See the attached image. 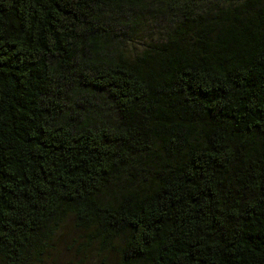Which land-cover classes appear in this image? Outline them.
<instances>
[{
  "label": "trees",
  "instance_id": "16d2710c",
  "mask_svg": "<svg viewBox=\"0 0 264 264\" xmlns=\"http://www.w3.org/2000/svg\"><path fill=\"white\" fill-rule=\"evenodd\" d=\"M68 220L100 264H264V0H0V264Z\"/></svg>",
  "mask_w": 264,
  "mask_h": 264
},
{
  "label": "rangeland",
  "instance_id": "374dc122",
  "mask_svg": "<svg viewBox=\"0 0 264 264\" xmlns=\"http://www.w3.org/2000/svg\"><path fill=\"white\" fill-rule=\"evenodd\" d=\"M165 26H168L167 19L162 16H157L156 21L150 23L147 21L144 30L132 41L125 44L126 54L132 55L140 52L153 36V40H157L160 35L164 34L160 30H164L163 27ZM80 236L72 226L71 220H68L53 236L52 248L47 251V256H45L42 264H100V259L103 256H99L93 251L76 252ZM108 262L109 260L105 261V264Z\"/></svg>",
  "mask_w": 264,
  "mask_h": 264
}]
</instances>
